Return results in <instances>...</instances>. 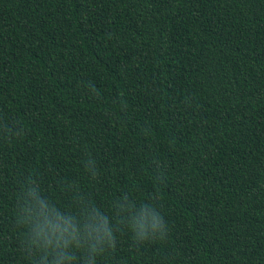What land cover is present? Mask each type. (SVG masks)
Masks as SVG:
<instances>
[{
    "label": "trees",
    "instance_id": "obj_1",
    "mask_svg": "<svg viewBox=\"0 0 264 264\" xmlns=\"http://www.w3.org/2000/svg\"><path fill=\"white\" fill-rule=\"evenodd\" d=\"M0 264H264V0H0Z\"/></svg>",
    "mask_w": 264,
    "mask_h": 264
},
{
    "label": "clouds",
    "instance_id": "obj_2",
    "mask_svg": "<svg viewBox=\"0 0 264 264\" xmlns=\"http://www.w3.org/2000/svg\"><path fill=\"white\" fill-rule=\"evenodd\" d=\"M149 229L153 232L161 229V221L158 217L153 216L148 218L147 216H142L136 221L135 230L139 238L143 239L147 235ZM37 236L44 241L46 247L55 243L56 248H61L62 245L63 247H67L68 244L71 243V234L67 232V229L60 231L58 234L53 231L51 235L45 234L43 229H41L37 232Z\"/></svg>",
    "mask_w": 264,
    "mask_h": 264
}]
</instances>
